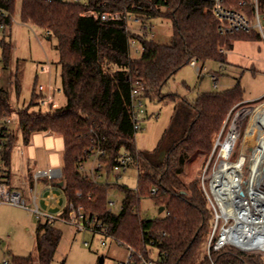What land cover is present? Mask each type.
<instances>
[{"label": "trees", "instance_id": "trees-1", "mask_svg": "<svg viewBox=\"0 0 264 264\" xmlns=\"http://www.w3.org/2000/svg\"><path fill=\"white\" fill-rule=\"evenodd\" d=\"M240 1L245 6L239 5ZM250 0H229L236 10L249 16ZM16 0H0L12 16ZM264 11V0H259ZM86 9L98 12L125 11L139 17L144 24L154 19L170 21L172 33L166 43L131 31L123 21H101L83 17ZM20 20L36 25L54 39L52 46L60 67L59 91L64 97L60 106L39 108L33 99L14 110L9 94L0 89V117L16 111L18 127L5 140L3 162L8 182L11 154L19 133L24 146L36 133H50L63 140L61 177L52 181L63 201L59 218H67L69 203L82 205L97 215L112 238L124 247L146 256L156 249L167 264H210L205 245L211 230L212 211L201 189L199 178L185 183L187 166L204 156L206 160L227 115L243 104V90L237 82L222 91H208L193 101L176 94H162L167 82L192 59L204 64L209 60L224 66L226 53L236 41H256L255 32L222 35L218 21L205 0H88L87 5L41 0H20ZM6 27L11 18L4 20ZM136 39L143 47L132 57L129 41ZM1 60L7 65L10 43L0 40ZM202 67H200L201 72ZM200 72L198 74L200 75ZM142 82L140 98L170 100L173 104L168 125L154 148H136L131 119V90ZM16 85V89H17ZM14 110V111H13ZM99 168L96 175L112 174L122 158L137 171L135 189L118 186L122 201L118 212L108 209L111 185L94 181L78 165H87L96 150ZM204 160V161H205ZM30 181V175H29ZM62 181L63 185L58 186ZM31 182V181H30ZM155 189V193L151 190ZM141 198H151L163 211L156 218H142ZM56 219L39 220L35 249L37 264H51L61 240ZM8 264H34L31 255L9 253ZM215 264H264V255L242 252L233 247L213 253ZM134 264V263H128Z\"/></svg>", "mask_w": 264, "mask_h": 264}, {"label": "rangeland", "instance_id": "rangeland-1", "mask_svg": "<svg viewBox=\"0 0 264 264\" xmlns=\"http://www.w3.org/2000/svg\"><path fill=\"white\" fill-rule=\"evenodd\" d=\"M264 11L260 10L262 16ZM154 40L159 43H166L171 37V23L165 19H154L151 22ZM46 33L36 25L29 26L20 20V0H16L15 8L11 16V24L0 33V40L10 43V56L7 65L1 60L2 73L0 76V89L6 90L9 94V103L16 110L26 105L32 99L37 88L47 85V74L41 72L38 62H47V59L54 62L57 54L53 49L54 39H47ZM48 60V61H49ZM226 64L220 69V64L209 60L204 64L197 63L195 67L190 64L182 67L163 87L162 94L173 93L180 97L193 101L198 94L208 91H222L234 86L237 82L243 90L245 102L233 109V115L238 113L237 126L239 127L238 142L243 144V151L246 145H252L255 138L246 136L243 142V134L251 120L261 121L264 117V40L236 41L233 49L226 53ZM52 65V66H51ZM50 67H54L51 64ZM202 67L200 75L198 68ZM212 74L218 76L215 87L211 79ZM16 85L17 89H16ZM263 94V95H262ZM262 95V96H261ZM261 96V97H259ZM258 99L254 100L255 98ZM56 106L64 103V97L59 92L55 94ZM253 100V101H251ZM146 115L141 122V129L135 133L136 148L143 151H150L154 148L161 132L168 125L172 113L173 104L170 100L158 102L144 98L142 100ZM48 106H42L44 110ZM13 110V111H14ZM10 116L18 127V116L16 111ZM63 148L61 137L50 133H36L31 137L30 143L24 146L19 133L17 143L11 154L10 179L8 183L13 189L22 193L27 209L14 205H0V263L3 259L10 261L9 253L16 256L31 255L36 262L35 238L36 228L39 220L34 213L28 209L33 207L29 188L31 182L23 184V178L28 175L33 160L37 157L47 160L51 168H59L61 165L60 153ZM247 150V149H246ZM204 156H200L195 162L187 166L185 183L199 178L204 166ZM137 171L134 167H127L119 176L114 173L109 176L102 174L99 182H106L111 185L108 192L109 200L115 205L113 212H118L122 201V193L118 186H126L135 189L137 185ZM45 183L40 181L39 184ZM41 200H43L41 198ZM43 202V201H42ZM38 208L41 202L37 203ZM139 212L142 218H156L160 215L158 205L151 198H141ZM54 225L61 231V240L51 264H125L128 258V250L120 246L110 238H105V246L99 244L100 236L93 235L89 231L77 230L74 226L65 222V219L55 217ZM84 242L90 243L89 247ZM203 257V252L198 256ZM102 258V263L100 262Z\"/></svg>", "mask_w": 264, "mask_h": 264}, {"label": "built area", "instance_id": "built-area-1", "mask_svg": "<svg viewBox=\"0 0 264 264\" xmlns=\"http://www.w3.org/2000/svg\"><path fill=\"white\" fill-rule=\"evenodd\" d=\"M48 4L54 1L66 3H75L87 5L88 0H41ZM211 4V13L218 21V32L222 35H231L236 33L255 32L260 39L264 40V14L260 15L259 0H250L249 4L252 14L249 16L243 10H236L230 6L229 0H205ZM239 5L245 6L244 1ZM81 16L100 19L101 21H123L126 26L133 32L146 35L154 39L151 23L144 24L141 19L132 13L125 11H105L98 12L94 9H86ZM11 18L8 10L0 6V33L7 28L4 24L6 18ZM32 26L31 24H27ZM46 33V32H45ZM46 36L48 34L46 33ZM48 38V37H47ZM130 54L137 57L141 54L143 47L136 39L129 41ZM195 67L197 63L192 59L189 63ZM42 65L41 70H45L48 65ZM202 70V69H201ZM197 72H200L198 68ZM2 67L0 65V76ZM211 79L214 86H217L216 76L212 75ZM55 81H59L58 78ZM60 82V81H59ZM52 87L44 88L39 86L33 94L32 99L35 104L42 106L55 105L52 96ZM144 91L142 82H135L131 90V119L133 129L139 131L141 122L146 115V110L140 95ZM238 113L233 115V109L227 115L219 133L214 139L212 149L204 162L203 170L200 176L201 189L206 197L207 204L212 211L211 230L209 232L205 251L210 264H215L211 258L225 247H233L242 252L251 254L264 255V149L260 147L258 136L254 143L246 145L245 151L241 150V141L239 138V127L237 126ZM16 125L10 115L0 117V205L9 204L25 208V200L22 193L10 187V184L1 178L5 174L3 162V150L5 140L9 133L16 131ZM257 142V144H256ZM98 149L93 156L89 157L87 165H78L77 170L85 172L94 181H100L102 175H96L95 169L100 165L97 163V156L101 154ZM128 159L122 158L120 164L113 168L112 173L115 177L119 176L127 167ZM61 177V170L51 168L48 165L37 167L30 173L32 186L29 188L33 207L28 209L40 219H56L47 216L39 211L37 206L36 185L44 181V191L49 194L46 199H57L55 192L59 191L52 181H58ZM155 189L151 193H155ZM61 195V194H60ZM115 203L108 201V209L111 210ZM67 218L65 222L74 226L80 231H89L93 235H99L101 246H105V238L116 241L120 246L121 242L108 235L105 227L98 221L97 215L85 210L82 205L75 206L69 203L67 207ZM86 247L90 243L84 242ZM128 258L125 264H167L164 261V255L158 253L154 248L146 256L144 253L135 252L130 247ZM0 264H8L3 259Z\"/></svg>", "mask_w": 264, "mask_h": 264}, {"label": "crops", "instance_id": "crops-1", "mask_svg": "<svg viewBox=\"0 0 264 264\" xmlns=\"http://www.w3.org/2000/svg\"><path fill=\"white\" fill-rule=\"evenodd\" d=\"M48 39V38H47ZM49 59H47V62H38V64L40 66L44 65L46 66L45 64L48 65V67L43 71L41 70V72L43 74H47V80H48V83L47 85H42L40 83V86H43L44 88H47L48 86H51L53 89H52V96L54 98L55 94H58L60 91H59V85H60V67L58 65H56V61L52 62V61H48ZM53 64L54 67H50V65ZM52 66V65H51ZM225 67L220 65V69H223ZM212 75H215L216 76V81L218 82V76L216 74H212ZM54 77L55 79L58 78V82L54 80ZM263 95V94H262ZM261 95V96H262ZM259 96V97H261ZM259 97L255 98L254 100L258 99ZM253 101V100H251ZM243 102L244 99H243ZM53 135V134H52ZM62 152H63V148H62ZM62 152L60 153V159H61V165L59 168L57 169H60L61 170V166H62ZM44 165H48V162L47 160H41V159H38L37 157L33 160L32 162V167L30 169V171H28V175L26 177L23 178V184H25L26 182H29V175L30 173L37 167H43ZM11 168V167H10ZM9 179H10V176H9ZM60 182V181H59ZM58 182V183H59ZM15 190H17L15 188ZM36 194H37V203L41 202V207L44 209V210H41L39 208V211L42 212L43 214L47 215V216H51V217H58L59 214H60V211H61V208H62V205H63V201H62V197L60 195V192L57 191L55 192V194L53 193V195H56L57 194V199H50L49 201L46 199V197L49 196V194L47 192L44 191V183H41V184H38L36 185ZM41 198L43 200H41ZM43 201V202H42Z\"/></svg>", "mask_w": 264, "mask_h": 264}, {"label": "bare ground", "instance_id": "bare-ground-1", "mask_svg": "<svg viewBox=\"0 0 264 264\" xmlns=\"http://www.w3.org/2000/svg\"><path fill=\"white\" fill-rule=\"evenodd\" d=\"M238 117H240L238 115ZM249 125L247 126V129L245 130L244 134H243V142L245 141L246 136H250L252 138H255L256 136H258V142L260 144V147H262L264 149V117L262 118V120L259 121H255V120H251L249 123ZM257 144V142H256ZM258 145V144H257ZM243 144L241 145V150L243 151Z\"/></svg>", "mask_w": 264, "mask_h": 264}, {"label": "water", "instance_id": "water-1", "mask_svg": "<svg viewBox=\"0 0 264 264\" xmlns=\"http://www.w3.org/2000/svg\"><path fill=\"white\" fill-rule=\"evenodd\" d=\"M62 185H63V182L60 181V182L58 183V186L61 187ZM162 211H163V208H162V207L158 208V212H159V213H162ZM100 262L102 263V258H100Z\"/></svg>", "mask_w": 264, "mask_h": 264}]
</instances>
